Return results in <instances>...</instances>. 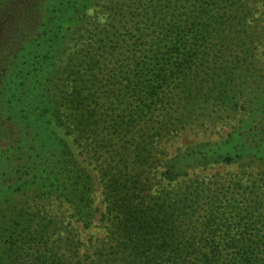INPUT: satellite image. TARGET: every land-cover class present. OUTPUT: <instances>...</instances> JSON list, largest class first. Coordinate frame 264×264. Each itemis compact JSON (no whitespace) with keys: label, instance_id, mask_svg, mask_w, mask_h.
<instances>
[{"label":"trees","instance_id":"16d2710c","mask_svg":"<svg viewBox=\"0 0 264 264\" xmlns=\"http://www.w3.org/2000/svg\"><path fill=\"white\" fill-rule=\"evenodd\" d=\"M257 5L264 0H0V130L20 127L36 144L0 134V207L37 186L78 220L94 218L89 178L62 137L84 139L96 156L105 202L104 236L86 243L58 217H16L4 234L0 225V264H264V193L178 183L176 158L154 148L238 103L264 34Z\"/></svg>","mask_w":264,"mask_h":264},{"label":"rangeland","instance_id":"374dc122","mask_svg":"<svg viewBox=\"0 0 264 264\" xmlns=\"http://www.w3.org/2000/svg\"><path fill=\"white\" fill-rule=\"evenodd\" d=\"M257 6L254 17L260 18L258 30L264 33V7ZM35 36L36 34L32 33L30 38ZM250 77L243 87V96L238 103H228L223 113L220 111L198 118L193 124L185 126L154 146L155 150L162 152L163 161L176 158V164L185 175L178 179V183L187 179H204L231 185L239 182L242 186L253 184L264 193V34L255 51V69ZM4 81L6 79L0 76V103L8 101ZM44 95L45 93H40L39 101L42 104L45 103ZM212 110V107L209 108L208 113ZM208 116L210 118L204 120V117ZM54 130L59 134V128ZM1 133L3 137L22 141L24 149L27 147L33 151L36 147L33 135L27 134V131L20 127L4 125L1 127ZM62 138H65L74 155L76 165L89 178L91 208L96 210V215L94 218H84L89 224L86 225V222L78 220L79 216L73 211V207L62 197H46L37 186H31L23 193L11 197L0 207V225L4 228L1 234L6 233L5 230L14 229L13 224L16 222L13 221L16 217L33 215L38 218H60L67 231L83 243L104 236V230L99 225V213H102L105 207L101 165L96 156L89 152L84 139ZM203 151H210L208 157L213 158L203 162L200 154ZM217 156L222 157V160H215ZM17 165L18 163H14L15 167ZM160 171V165L154 166L152 174L157 177ZM18 211L20 214L15 216Z\"/></svg>","mask_w":264,"mask_h":264}]
</instances>
